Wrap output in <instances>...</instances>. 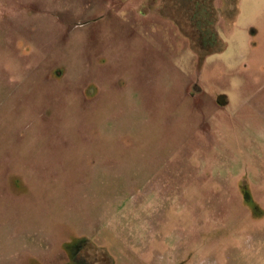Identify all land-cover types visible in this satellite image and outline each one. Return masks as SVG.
Listing matches in <instances>:
<instances>
[{
	"label": "rangeland",
	"instance_id": "rangeland-1",
	"mask_svg": "<svg viewBox=\"0 0 264 264\" xmlns=\"http://www.w3.org/2000/svg\"><path fill=\"white\" fill-rule=\"evenodd\" d=\"M77 256L264 264V0H0V264Z\"/></svg>",
	"mask_w": 264,
	"mask_h": 264
},
{
	"label": "flooded vegetation",
	"instance_id": "flooded-vegetation-1",
	"mask_svg": "<svg viewBox=\"0 0 264 264\" xmlns=\"http://www.w3.org/2000/svg\"><path fill=\"white\" fill-rule=\"evenodd\" d=\"M126 6H127V8H130V7H128L129 6L128 2H127ZM145 7H149V6H142L140 9L137 10V15H138L139 18L147 19L148 17H151V16L155 15V14H153L150 11L149 12L146 11ZM207 45H208V43L206 45H204V48H207ZM81 259H82L81 257L79 258V256H77L75 260H76L77 263L83 264L84 260H81Z\"/></svg>",
	"mask_w": 264,
	"mask_h": 264
}]
</instances>
